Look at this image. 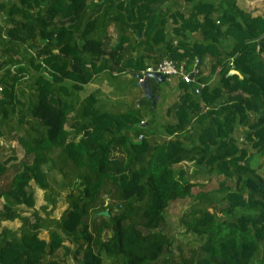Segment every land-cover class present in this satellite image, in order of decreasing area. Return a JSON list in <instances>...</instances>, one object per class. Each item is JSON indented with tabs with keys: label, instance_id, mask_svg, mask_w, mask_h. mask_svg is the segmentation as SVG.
I'll return each instance as SVG.
<instances>
[{
	"label": "trees",
	"instance_id": "1",
	"mask_svg": "<svg viewBox=\"0 0 264 264\" xmlns=\"http://www.w3.org/2000/svg\"><path fill=\"white\" fill-rule=\"evenodd\" d=\"M198 56L164 121L147 116L144 95L107 110L100 89L81 91L105 72L137 81L163 57L190 70ZM12 132L22 155L0 159V220L19 223L0 226V264H264V175L252 162L264 159V9L0 0V138ZM49 168L60 175L58 215ZM31 183L45 191L37 208ZM189 195L177 222L196 244L184 254L165 209Z\"/></svg>",
	"mask_w": 264,
	"mask_h": 264
},
{
	"label": "rangeland",
	"instance_id": "2",
	"mask_svg": "<svg viewBox=\"0 0 264 264\" xmlns=\"http://www.w3.org/2000/svg\"><path fill=\"white\" fill-rule=\"evenodd\" d=\"M236 2L241 8L245 10H249L252 13L260 12L264 8V0H236ZM111 38L112 37H110V39ZM110 39L107 41L113 44V39L112 40ZM98 77L99 75L97 76V78ZM101 78H102L101 80H95L93 83H95L98 89H100L99 90L100 94H102V98H100V100H102L103 106L107 105L103 101V97L105 98V96L103 95V92H107V93L110 92L109 94H114L116 98L114 101L117 104L129 103L131 99L140 98L143 95L141 88L138 85H135L136 81H135L134 76L131 75V73L117 72V75L111 76V73L105 72L103 76H101ZM174 79L175 77L172 76L171 78H169V81L167 82L166 81L156 82L153 78H150V85L153 88L154 93H156L158 97L155 101L154 106L152 105L153 107L149 111H147L148 112L147 116L149 118H154L156 121H162L161 118H163V116H161V112L163 108V103H167V105L170 104L173 100L172 96L174 94V91L175 90L177 91V88L174 84ZM92 80L90 81L89 84L84 85L82 87V90H81L82 92H85L86 90H92L93 88H95L94 86H92L93 85ZM110 101L106 100V102L109 103L111 106L110 108H105L107 110L113 109L114 106L116 105L115 103H111ZM0 141L4 145L0 149V159L6 156L12 155V154L15 155L16 158L22 155V148L20 144L18 143L14 132L6 133V137L4 138L1 137ZM261 157H262L261 154H255L252 159V162L256 164V162L260 161V164L262 163L260 168H258V170L264 175V159ZM44 167L46 166L44 165ZM59 178H60L59 173H57L54 169L52 168L47 169V180L49 183V189H51L50 192L53 194L54 202H55L54 203L55 206L52 211L54 215H58L60 209L63 208V206L65 205L61 196L58 195ZM6 179L7 177L1 178L0 183L4 182ZM197 179L199 183H204L209 186L216 185L214 178H210V179L197 178ZM31 185L32 187H34L33 189L34 190L33 191L34 192V207L37 208L40 204L45 202V196H44L45 191L37 187L33 183H31ZM198 188H200V185L197 183H194V185L191 187L192 193L195 192ZM193 200H194V197L192 195L185 196L183 198H177L175 200H172L165 209V214L168 218V222H170L171 224V226L169 225L167 226L171 230L172 243L179 244L184 254H187L189 251V248L196 244V240L192 234L182 231L181 226L177 222V218L180 215V213L185 208H187L188 205ZM0 202H1V198H0ZM19 208L25 214H28L31 211V208H26L23 205H21V207ZM221 214H225V213H219V216ZM18 223H19V220L17 218H14L11 220L9 219L0 220V226L2 224H7V225L15 227L17 226ZM39 235L42 237H46V232L42 230L40 231ZM176 251L177 249L174 248L173 252H176ZM261 253L264 256V251H262ZM255 261L257 262L258 260H255ZM104 264H108V263L105 262Z\"/></svg>",
	"mask_w": 264,
	"mask_h": 264
},
{
	"label": "built area",
	"instance_id": "3",
	"mask_svg": "<svg viewBox=\"0 0 264 264\" xmlns=\"http://www.w3.org/2000/svg\"><path fill=\"white\" fill-rule=\"evenodd\" d=\"M145 72H159L164 75L165 79H169L171 76H176L177 78H181L183 81H192L193 77L189 75V70L185 67L184 62L182 60L177 61L171 57H163L156 62L147 64L143 69L139 70L137 76V81H141L143 79ZM231 70L228 71L230 73ZM199 85L201 83L199 82ZM195 91H197V87H195ZM143 122V119L140 120Z\"/></svg>",
	"mask_w": 264,
	"mask_h": 264
},
{
	"label": "water",
	"instance_id": "4",
	"mask_svg": "<svg viewBox=\"0 0 264 264\" xmlns=\"http://www.w3.org/2000/svg\"><path fill=\"white\" fill-rule=\"evenodd\" d=\"M198 63H199V56L192 69L188 72L190 76L196 73L198 68L197 66ZM150 78H153L156 82H165L163 74H160L159 72H145L143 79L141 81H136L135 85H138L141 88L143 95L148 99H150L151 105H154L157 99V94L153 92V88L150 86V81H149ZM102 213L107 214L106 209L102 210Z\"/></svg>",
	"mask_w": 264,
	"mask_h": 264
},
{
	"label": "crops",
	"instance_id": "5",
	"mask_svg": "<svg viewBox=\"0 0 264 264\" xmlns=\"http://www.w3.org/2000/svg\"><path fill=\"white\" fill-rule=\"evenodd\" d=\"M264 9V8H263ZM261 12V11H260ZM260 12H257V13H260ZM252 13V12H251ZM252 14H256V13H252ZM205 67H206V69H207V65L205 64L204 65ZM203 72H206V71H204L203 70ZM232 72V71H231ZM96 80V77L92 80V86H94L95 88H98L97 87V85L95 84V83H93L94 81ZM175 82H176V79H174V84H175ZM176 89V88H175ZM97 90V89H96ZM110 92H103V95L105 96V98H103V101L107 104V105H102V100L100 101V107H102V108H110L111 106H110V104L109 103H107L106 102V100H111L110 102L111 103H115L116 105L114 106V108L113 109H111V110H115V109H118L119 107L121 108L122 106H124L126 103H124V104H117L114 100L116 99L115 98V96H114V94H109ZM176 96H177V91L175 90L174 91V94H173V100L174 99H176ZM158 97V96H157ZM133 100H136V99H133ZM172 100V101H173ZM169 103V102H168ZM169 105V104H168ZM167 105V103H163V108H162V112H161V116H163V118H161V120L162 121H164V120H167L169 117L166 115V113H165V108L168 106ZM164 110V111H163Z\"/></svg>",
	"mask_w": 264,
	"mask_h": 264
},
{
	"label": "clouds",
	"instance_id": "6",
	"mask_svg": "<svg viewBox=\"0 0 264 264\" xmlns=\"http://www.w3.org/2000/svg\"><path fill=\"white\" fill-rule=\"evenodd\" d=\"M191 69H192V68H191ZM191 69H190V70H191ZM190 70H189V71H190ZM171 77H172V76H171ZM171 77H170V78H171ZM174 77H175V79L177 80V77H176V76H174ZM192 77H193V75H192ZM164 79H165V78H164ZM149 81H150V79H149ZM165 81L167 82V81H169V79H165ZM200 83H201V82H200ZM202 84H203V83H201V85H202ZM197 85H198V86H201V85H199V83H197ZM150 86H151V85H150ZM194 89H195V88H194ZM197 90H198V87H197ZM153 92H154V91H153ZM140 120H141V119H140ZM139 122H140V121H139ZM143 122H146V121L143 119ZM143 122H142V123H143Z\"/></svg>",
	"mask_w": 264,
	"mask_h": 264
}]
</instances>
